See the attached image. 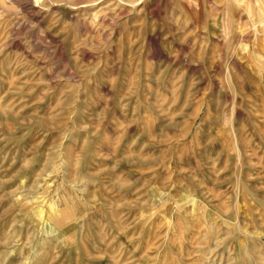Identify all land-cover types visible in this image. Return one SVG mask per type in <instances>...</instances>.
Segmentation results:
<instances>
[{
  "label": "rangeland",
  "instance_id": "obj_1",
  "mask_svg": "<svg viewBox=\"0 0 264 264\" xmlns=\"http://www.w3.org/2000/svg\"><path fill=\"white\" fill-rule=\"evenodd\" d=\"M113 54L145 80L159 70L150 57L162 58L181 104L167 117L122 110L131 77L121 97L91 96L86 118L80 101L95 79L67 93L72 109L61 103L71 84L58 66L83 69L74 83L94 66L102 75ZM62 140L61 152L75 147L67 167ZM33 249V264H246V253L264 254V0H145L132 13L113 0L48 11L0 0V264H23Z\"/></svg>",
  "mask_w": 264,
  "mask_h": 264
},
{
  "label": "clouds",
  "instance_id": "obj_2",
  "mask_svg": "<svg viewBox=\"0 0 264 264\" xmlns=\"http://www.w3.org/2000/svg\"><path fill=\"white\" fill-rule=\"evenodd\" d=\"M99 2L100 0H90L88 4H83L79 3L78 0H31L33 5L40 7L45 11L50 10L53 5H65L70 8H80L89 7ZM113 3L115 7L120 8L121 10L128 8L129 12L132 13L136 11L139 5L144 4L145 0H113ZM188 3L192 6H196L197 0H188ZM141 11H143V9H141ZM54 16H56V14H54ZM105 18L107 17L105 16ZM119 18V14L117 13L113 17V24H115L116 20ZM56 19H59V16H56ZM33 27H35V25H33ZM109 31H112L111 26L109 27ZM66 39L68 38L66 37ZM110 44L111 39L105 38L101 40L98 45H94L92 58L94 59L97 53L102 54ZM70 52V44H66L65 47L61 49V55ZM150 59L158 66L159 70L149 73L146 80L143 78L139 65H134L133 69H130L128 72L123 71L121 69V61L114 54L111 60V67L103 70L102 75L99 77L96 76V71L99 66H94L89 68L87 72L81 76L80 80H77L74 83L72 82V77L77 70L83 71V69H79L78 65L73 66L71 69H65L58 66L54 75L58 76L61 80H64L65 75H67L69 79L66 82L71 84V87L66 89V94L62 97L61 103L67 108L72 109L77 98L76 95L69 97L67 93H78L82 81L95 79L96 87L93 89L92 93L89 94V98L80 101L81 110L84 113L82 119L86 118V116L92 111L89 103L91 96L99 93L105 97L110 94L121 97L123 84L129 77H131L134 87L130 88L119 99V104L122 110L126 111L130 104H134L137 111H139L141 107H147L155 109L167 117L174 107L181 104L179 81L174 73L171 77L169 76V66L162 58L153 55ZM161 65H163V67H160ZM145 89H147V91H145ZM182 110L183 108H181V111ZM227 123L228 121H225V124ZM67 139L68 136L65 135L63 140ZM63 140L61 146L58 147L57 152L58 158L59 156H63L64 160L67 161V163L64 164V167H67L73 159L75 147L73 144H69L67 148L61 152L60 149L63 147ZM29 246H31V238L29 240ZM29 256L30 258H26L23 261V264H33V260L39 256V253L36 252V249H33ZM246 264H264V254L255 250L251 253H246Z\"/></svg>",
  "mask_w": 264,
  "mask_h": 264
}]
</instances>
